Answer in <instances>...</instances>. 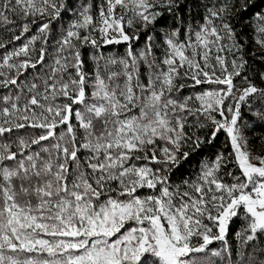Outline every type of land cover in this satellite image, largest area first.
<instances>
[{"label":"snow or ice","instance_id":"snow-or-ice-1","mask_svg":"<svg viewBox=\"0 0 264 264\" xmlns=\"http://www.w3.org/2000/svg\"><path fill=\"white\" fill-rule=\"evenodd\" d=\"M0 264H264V7L0 0Z\"/></svg>","mask_w":264,"mask_h":264},{"label":"trees","instance_id":"trees-1","mask_svg":"<svg viewBox=\"0 0 264 264\" xmlns=\"http://www.w3.org/2000/svg\"><path fill=\"white\" fill-rule=\"evenodd\" d=\"M255 5H256V8H262L264 7V0H255ZM255 10V9H254ZM112 46H109V48H111ZM120 48L121 51H123V46H118ZM221 140H223V136L220 137ZM203 155V154H202ZM197 159V157H194V160ZM185 167H189V165H185ZM233 227H238V225H233ZM213 247H218V243L217 242H214Z\"/></svg>","mask_w":264,"mask_h":264}]
</instances>
